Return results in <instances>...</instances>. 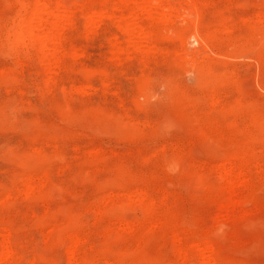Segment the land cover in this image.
<instances>
[{"label":"rangeland","instance_id":"rangeland-1","mask_svg":"<svg viewBox=\"0 0 264 264\" xmlns=\"http://www.w3.org/2000/svg\"><path fill=\"white\" fill-rule=\"evenodd\" d=\"M30 1L0 0V264H264V0H170L194 29L40 0L15 39Z\"/></svg>","mask_w":264,"mask_h":264},{"label":"bare ground","instance_id":"bare-ground-1","mask_svg":"<svg viewBox=\"0 0 264 264\" xmlns=\"http://www.w3.org/2000/svg\"><path fill=\"white\" fill-rule=\"evenodd\" d=\"M81 0H53V5H52V7H50V4L48 3V4H46V5H44V8H48V9H50V12H49V17H50V20H51V22H50V24H52V26H54V25H56V21L59 19V18H61L60 17V15L63 13V15H64V13H68V14H66L67 16V18L66 19H71L72 17L70 16L71 15V8H72V6H74V5H78L79 4V2H80ZM123 1V0H122ZM126 1V0H125ZM127 1H130V0H127ZM175 1V0H174ZM31 2V7L32 8H30V9H28V5L26 4V3H23V2H21L20 3V5H19V10H18V14H19V17H20V19H21V23H20V26H18V27H15V28H18V29H16V31L14 32V31H12V33L13 34H11V36H13L15 39H24V34H27L28 35V33H30L31 31H32V28H33V23L34 22H36L37 24H40V22H39V20H40V17H39V20H38V14H39V12L37 11V8H35L36 6H38L39 5V2H40V0H32V1H30ZM110 2V1H109ZM131 2V4H129L128 2H124L123 1V5L125 6V7H127V10H126V14H128V15H121L120 17H118V22H117V25L116 26H118L119 24H121L123 21H124V24L126 23V22H128V21H130V20H128V21H126L125 22V18H126V16L127 17H129V19L130 18H132V19H137L139 16V13H141V12H143V13H150L149 12V9H148V12H146L145 11V8L147 7V6H151L152 7V11H153V13H151V15L153 14L154 16L153 17H151L150 15H149V17L147 16V20L149 21V24L150 25H154V24H158V23H169V22H171V20H172V16H175V19H177V20H181V22L180 23H183V21L184 22H186V26L184 27V28H196V24H197V21H198V17H199V13H198V7H197V5H196V3H194L193 4V6H190V8L189 7H187L188 9L187 10H183V7L182 8H175V6L173 5L172 6V3L170 2V0H132V1H130ZM83 3V2H82ZM118 3V2H117ZM126 3H128V4H126ZM199 3V2H198ZM121 4V3H120ZM80 5V4H79ZM108 5V4H107ZM132 5V6H131ZM189 5V4H188ZM122 6V5H121ZM83 7V6H82ZM113 7H116V6H113ZM180 7V6H179ZM94 8V7H93ZM100 12H101V14H104V13H106L107 11V8H109L110 9V7H107L106 6V4H101V6H100ZM148 8H150V7H148ZM28 9V10H27ZM39 9V8H38ZM83 9V11H84V17H85V19H87L88 21L92 18V16L93 15H95V13L96 12H94L95 11V9H91V10H89V8H87V7H83L82 8ZM113 9V8H112ZM45 10V9H44ZM73 10V9H72ZM145 12H144V11ZM147 10V9H146ZM39 11H41V9H39ZM113 11V10H112ZM200 12V11H199ZM110 14V13H109ZM120 14V13H119ZM146 14V15H147ZM107 15V14H106ZM118 15V14H117ZM141 15V14H140ZM108 16V15H107ZM144 16H145V14H144ZM63 17L64 16H62V19H63ZM71 17V18H70ZM190 17H192V18H190ZM42 18V17H41ZM108 18H110V15H109V17ZM145 18H146V16H145ZM174 18V17H173ZM66 19H65V21H66ZM115 19V18H114ZM113 19V20H114ZM64 20V19H63ZM94 20V19H93ZM112 20V19H111ZM138 20V19H137ZM133 21V20H132ZM145 22V21H144ZM90 23V22H89ZM131 23V22H130ZM130 23H128L127 25H129ZM133 23V22H132ZM138 23V22H137ZM136 24V23H135ZM143 24V23H142ZM92 25V24H91ZM126 25V26H127ZM38 26V25H37ZM36 26V27H37ZM41 26H42V24H41ZM51 26V27H52ZM131 26H134L133 24H131ZM131 26L129 25V26H127L128 28L130 27L131 28ZM46 27V26H45ZM124 28V32L125 33H128L129 31L127 30L126 31V29H125V25L123 26ZM126 27V28H127ZM38 28V27H37ZM41 28V27H40ZM48 28V27H47ZM121 28V25H119V29ZM127 28V29H128ZM42 29H43V27H42ZM132 29V28H131ZM46 30V29H45ZM169 30V29H168ZM46 31H48V30H46ZM43 32H44V30H43ZM145 32V31H144ZM33 33V32H32ZM42 33V32H41ZM131 33V32H130ZM129 33V34H130ZM169 33V32H168ZM174 33V32H173ZM193 33H194V31H193ZM35 34V33H34ZM124 34V33H123ZM145 35V34H144ZM174 35V34H173ZM172 35V36H173ZM194 35V34H193ZM10 36V37H11ZM40 35H38V36H36V38L35 39H38V46H39V49H40V51L46 56V57H55V56H57V54H59V52H61V50L59 51V45L57 46V47H51L50 46V44H51V42L52 41H54L55 40V36L53 35V34H44V35H41L40 37H39ZM145 36H147V41H148V44H155V41H156V39H157V34H152L151 32H147L146 33V35ZM31 37H33L32 35H31ZM130 37V36H129ZM175 37L177 38V39H179V40H181L180 39V35L179 34H176L175 35ZM26 38V37H25ZM195 38V37H194ZM146 39V38H145ZM200 39V38H199ZM212 39V37H208V36H206L205 37V41L206 42H208V41H210ZM10 41H11V39H10ZM57 41V40H56ZM12 42H13V40H12ZM180 42V41H179ZM113 43V42H112ZM133 43V42H132ZM131 43V44H132ZM150 47V46H149ZM153 47V46H152ZM180 47V46H179ZM62 49V48H61ZM149 49V48H148ZM179 49H181V48H179ZM117 52V51H116ZM128 52V51H127ZM171 52V51H170ZM185 52V51H184ZM70 53V52H69ZM60 56V55H59ZM185 56H187L188 58H190V55L189 54H187V55H185ZM56 58V57H55ZM183 59V58H182ZM185 59V58H184ZM54 64V63H53ZM78 87V86H77ZM236 156V155H235ZM233 171V170H232ZM240 172V171H239ZM238 172V173H239ZM241 175V174H240ZM218 176V175H217ZM222 179H224V180H227L228 181V183H227V185L229 186V188H228V190L224 193V195H221L220 197H218V199L217 200H215V205H214V207L216 208V210L218 209V210H229V209H231L234 205L236 206L237 204H238V201H234V199H233V197H232V186H233V184H236V186H237V184H238V182H237V177L235 176V175H233V173L228 169V171L227 170H223L221 173H220V175H219ZM240 179L238 178V181H239ZM226 181V182H227ZM223 193V192H222ZM140 198H143L144 199V195H140L139 196ZM217 197V196H216ZM251 197V196H250ZM242 198V197H241ZM240 198V201H242V199ZM246 198H247V196H246ZM147 199V198H146ZM138 200V199H137ZM142 200V199H141ZM246 201V200H245ZM240 203V202H239ZM248 203V202H247ZM244 204H246V203H244ZM244 206V205H243ZM233 209V208H232ZM249 212V211H248ZM218 226V225H217ZM220 227H218V229H219ZM218 229L216 230V234H218L219 232H217L218 231ZM220 235H222L221 233H220ZM213 236V235H212ZM217 237V236H216ZM220 237V236H219ZM218 237V238H219ZM176 238V237H175ZM221 238H223V237H221ZM208 245V244H207ZM5 246V245H4ZM214 246V245H213ZM209 247V246H208ZM211 247V246H210ZM209 247V248H210ZM5 248V247H4ZM209 248H207V249H209ZM214 249V248H213ZM210 250V249H209ZM224 250V249H223ZM226 250H227V248H226ZM206 251V250H205ZM212 251V250H211ZM221 251H222V249H221ZM228 251V250H227ZM217 253V252H216ZM215 253V254H216ZM218 253H219V249H218ZM204 257V256H203ZM206 261V260H205ZM208 262V261H207ZM210 262V261H209ZM200 263L201 264H204V259L203 260H201L200 261ZM208 264V263H207ZM212 264V263H211Z\"/></svg>","mask_w":264,"mask_h":264}]
</instances>
